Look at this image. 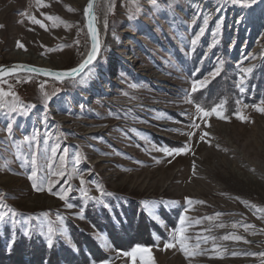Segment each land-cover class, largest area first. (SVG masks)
I'll list each match as a JSON object with an SVG mask.
<instances>
[{"label":"rangeland","instance_id":"374dc122","mask_svg":"<svg viewBox=\"0 0 264 264\" xmlns=\"http://www.w3.org/2000/svg\"><path fill=\"white\" fill-rule=\"evenodd\" d=\"M87 2L43 0L48 6L37 7L36 0H0V24L4 25L0 28V65L38 63L33 57L20 59L15 55L20 52L38 55L45 60L42 65L57 69L77 66L90 48L83 14ZM109 2L114 11L107 13L105 28ZM165 3L174 7L166 8ZM138 4L142 12H136V0H99L101 54L94 64L98 76L84 85L30 74L0 80V89L15 92L23 104L36 105L28 116L0 110V142L8 135L9 120L18 142V147L0 143V153L6 157H0V193L6 194L3 203L21 214L14 225L0 223V234L9 232L15 239L19 232L32 229L31 236L47 241L51 226L57 230L53 241L75 247L70 232L73 223L95 239L110 264H129L128 258L119 255L128 250H117L90 217L100 214L116 223L115 209L122 214L133 205L158 226L152 244L141 245L150 249L154 264H264V114L253 107H264V2L249 9L230 0H160L155 11L150 0H138ZM41 13L59 17L71 27L48 21ZM28 16L41 20L46 29L30 23ZM204 17H208L207 24ZM53 23L57 26L52 27ZM201 28L203 35L192 51L190 41ZM17 42L25 47H18ZM221 60L220 75L226 71L231 79L229 98L219 95L220 88L210 97V106H205L203 100H194V94L206 90L220 75L195 93L191 92L193 81L208 77ZM248 67H253L251 74L241 72ZM261 80L262 89L257 91ZM44 92L52 97L47 104ZM4 100L13 102L12 97ZM197 104L207 110L222 105L227 119L215 114L203 117L196 112ZM238 110L248 117L247 122L237 119ZM193 123L199 128L192 127ZM204 132L209 135L201 140ZM33 135L37 136L32 151L37 153L38 175L44 174L46 162L57 170L59 157L67 149L66 175L53 178L60 180L53 192L70 184L67 196L75 205L72 209L46 189L35 191L28 179L30 163L20 166L30 155L23 138ZM184 145H188L185 152L171 156L158 150ZM17 153L21 159H16ZM77 154L79 164L74 159ZM5 163L8 168L3 167ZM75 169L83 171V188L89 195L99 196L96 184L113 194L104 198L109 207L83 197ZM145 201L150 203L145 205ZM81 210L83 218L78 215ZM57 213L64 217L63 225ZM180 215L186 216L184 225L179 223ZM245 224L250 226L247 230ZM61 226L66 230L63 237L58 231ZM180 227L185 229L187 256L178 243L181 236L174 231ZM98 232L107 237L110 248L102 246ZM228 234L243 239L224 240ZM170 240L175 247L165 250L164 243Z\"/></svg>","mask_w":264,"mask_h":264},{"label":"snow or ice","instance_id":"6c2138e0","mask_svg":"<svg viewBox=\"0 0 264 264\" xmlns=\"http://www.w3.org/2000/svg\"><path fill=\"white\" fill-rule=\"evenodd\" d=\"M230 2L233 5H238L242 8H249L251 9L253 7V5L257 4V3H261L264 2V0H230ZM137 3V7H136V12H142L143 9L139 7L138 4V0H136ZM151 6L153 7V10L155 11L157 9V7L160 4V0H150ZM36 5L37 7H47V4L43 3V0H36ZM95 0H89V2L87 3L86 7L83 10V14L84 16L87 18L88 20V30L89 33L91 34V38H92V46L89 52H87L85 58L78 64L77 67H73L70 70L66 71V72H55V73H49L50 75H53L54 77H56L57 79L62 81V78H69L74 84L77 85H84L85 83H87L88 80H91L92 78L97 76V71L94 68V62L97 59V55L100 51V45L99 42L97 40V35H98V30L96 29V27L94 26L95 22L97 21V16L94 13V7H95ZM165 7L169 8V7H174L173 5L167 4L165 3ZM69 11H74V9L69 8ZM219 10V9H218ZM114 11V5L109 2L108 7H107V11L105 13V17H104V27L107 28V13L108 12H113ZM21 15H27L26 13H21ZM41 15L45 16V19L48 21H57L59 23H65L66 27H71L70 25H67L66 22L62 21L59 17H54L51 15H46L44 13H41ZM29 22L32 24H38L41 28H45L46 29V25L39 19H37L35 16H28L27 17ZM135 18V13L130 16V19H134ZM20 23H23L24 21L21 20L19 21ZM203 23L207 24L208 23V17H204L203 18ZM239 23H243V20H240ZM57 23H53L52 27H56ZM4 25L0 24V28H3ZM203 28L200 29V32L197 33L190 41V44L192 46V51H195V45L198 43L200 37L203 35ZM77 43H79V41H77ZM17 46L20 48H24L25 46L22 43L17 42ZM252 59H255V57H251ZM223 60L219 61V66L216 67L211 73H209V76L198 80V81H193V86L191 89L192 93H195L199 90V88H203L206 87L208 83L211 82V79H215L217 76L220 75L222 68H223ZM18 67H23V66H14L13 68L10 69H6L3 66H0V76H3L6 73H14ZM87 69V72L85 71ZM27 71L29 72H40L42 71L41 69H37V68H28ZM253 71V67H248V68H242L241 72L244 73L245 75L251 74ZM83 74V75H81ZM79 76L80 79L77 80L76 77ZM244 83V77H241L240 80V84L242 85ZM41 88H43V85H41ZM240 91L244 92V88L241 86L240 87ZM44 103L47 104L50 100H51V96H49V94L47 92H44ZM53 95H55V93H53ZM190 95V94H188ZM5 97H12L13 98V102H6L4 100ZM187 103H193V101L191 99H187L186 100ZM36 105H26L23 104L22 102H20L19 100V96L12 91H4L3 89H0V110H4L7 109L8 112L10 114H15V115H20V116H28L29 112L35 108ZM222 105H217L212 107L210 110H207L205 108H203L201 105L197 104L196 105V112L197 113H202L203 117H211L213 114H215V116L218 119H227V117H225L222 114ZM244 107H247V105H245ZM253 107H255V110L260 112L261 114H264V107H260L257 105H254ZM237 119L241 120L242 122H247L248 121V117H246L245 115H243L239 110L235 113ZM47 119V116H45V120ZM192 127H196L199 128L198 124L193 123L191 125ZM210 126V125H209ZM12 130H13V124L11 122V120H9L7 126H6V131L8 133L6 139L0 143H3L5 145H12V146H17L18 147V142L17 140L13 137L12 134ZM178 131V130H177ZM187 135H189V137H191L193 135V133L189 132L187 133ZM209 135V133L204 132L201 136L200 139L204 140L205 137H207ZM37 138L36 135H33L31 137L25 136L23 139L24 141L28 142V151L30 153V155L25 158L22 162H21V167H26L29 163L31 165V172L30 175H28V179L30 181H32V187L35 191H44L45 189L53 194V195H57L59 197V199L65 201V205L68 209H72L73 207H75V205L73 203L68 202V196L67 193L72 191L71 185L69 184L66 188L65 187H61V190L59 192H53V187H55L56 184H58L60 182L59 179H53L54 177H59V178H64L66 175L65 169H66V158H67V149H64L63 152L64 154H62L59 157L60 160V167L57 170H53V164L52 163H47L45 164V167L43 169L44 174L43 175H38V168H37V153L35 151H32V141H35ZM217 148H219V145H216ZM188 148V145H184L183 147H178V148H173V149H169V148H160L158 149L159 151L164 152L166 155H173V154H181L183 152H185ZM225 151H227V149H224ZM5 152L9 151V148L6 147L4 149ZM52 155L55 156L56 154V148H52ZM0 157H3V154L0 153ZM6 160V157H3ZM16 159H21L20 154L17 153L16 154ZM75 162L76 164H79L81 157L79 156V154H77L75 157ZM86 159V157H85ZM159 162V161H157ZM4 168H8L9 166L7 165V163H5L3 165ZM74 174L78 175L80 178V185L81 188L79 189V191L82 193L83 197L85 199L94 201L97 204H100L103 207H109V205H107L104 202V198L105 197H110L113 194L112 193H108L106 191H104L103 186L100 184H96V189L99 192V196H91L89 195V193L83 188V185L86 183V181L84 180V173L83 171L79 170V169H75L74 170ZM68 175H72V174H68ZM65 183H67V181H65ZM92 183H95L94 181ZM6 194H2L0 193V223L3 224H16L19 221L17 220V217L20 216L21 214L17 213L14 209H12L11 207H8L7 205H5L3 203V200L5 198ZM187 200V202L189 204L192 203L191 198L186 197L185 198ZM145 205H148L150 202L145 201L143 202ZM169 203H175V202H169ZM200 203H203L202 201H200ZM247 203V202H244ZM151 204L154 206L155 202H151ZM250 207H255V205H249ZM6 209V210H4ZM45 216H47L48 214L45 213ZM57 215V219L61 222V225H63V220L64 217L61 216L59 213L56 214ZM80 216V218H83V214H82V210L81 212L78 214ZM217 216L221 215L220 213L216 214ZM205 219H213L212 217H206ZM186 220V216L185 215H180L179 217V223L180 225H184ZM51 223V222H50ZM218 227H224L223 224L218 225ZM233 227H236V224H233ZM243 227L247 230L248 227H250L249 225H243ZM48 236H47V246L49 249L54 247V241H53V234L55 231V229H53L51 226L48 227ZM59 233H60V237H63L66 234V230L64 229L63 226H61L58 229ZM175 232H177L180 236L181 239L178 241V243L180 244V249L181 251H183L185 253V255H190L187 247L185 246V239L186 237H184V232L185 229L183 227H180L178 229H174ZM34 233V230L32 229H25L24 231V235L28 236L29 238H31V235ZM59 239V238H58ZM97 239L102 241V246L105 248H110L111 245L108 243L107 241V237L105 235H103L102 233H97ZM157 240H159L158 237H156ZM224 240H229V239H234L236 241L242 240L243 237L241 236H234L232 234H228L225 235L223 237ZM247 242V241H245ZM70 243V242H69ZM15 244V240L12 239L10 237V243H9V249L11 248V246ZM158 246V244H157ZM175 247V243L170 241H166L164 243V249H170V248H174ZM197 247H199V245L197 244ZM74 251L79 252V249L74 248ZM119 255H122L123 257H126L129 259V264H137V261L139 260L140 264H154V257L152 256V253L150 251V249L146 246H141V245H135L133 246L130 250L128 251H123L122 253H119ZM90 264H97L96 261L92 260L90 261ZM99 264H110V260L106 259L103 261H100Z\"/></svg>","mask_w":264,"mask_h":264},{"label":"trees","instance_id":"16d2710c","mask_svg":"<svg viewBox=\"0 0 264 264\" xmlns=\"http://www.w3.org/2000/svg\"><path fill=\"white\" fill-rule=\"evenodd\" d=\"M225 72L217 77L206 90L195 93L194 100L198 102L203 100L205 106H210V97L214 96L220 88L222 89L219 95L229 98L231 79ZM262 80L258 82V85L263 83ZM259 89H262L261 85L257 91ZM115 212H117L116 223L108 216L100 214L91 215L90 220L98 230L110 237L117 250H129L135 245L152 244V234L159 229L151 219L147 220L145 213L139 212L133 205H129L128 209L125 208L122 214L118 213L117 209ZM70 232L75 247L59 240L54 241V247L51 249L48 248L44 238L40 236L29 238L21 232L16 235L15 244L9 249L11 234L9 232L0 234V264H90L92 260L100 262L108 257L95 239L73 223H70ZM74 248L79 249V252L74 251Z\"/></svg>","mask_w":264,"mask_h":264},{"label":"water","instance_id":"95a60500","mask_svg":"<svg viewBox=\"0 0 264 264\" xmlns=\"http://www.w3.org/2000/svg\"><path fill=\"white\" fill-rule=\"evenodd\" d=\"M88 2H89V0H88ZM98 2H99V0H95V5L96 6L94 7V10H93L96 16H97L96 8H97V3ZM85 21H86L87 32H88V35H89V41H90L89 51H90L91 46H92V38H91V34L89 33V30H88V20H87L86 17H85ZM94 26L98 30L97 40H98L99 45H100V33H99V26H98L97 21L95 22ZM100 54H101V47H100V51H99V53L97 55V59L99 58ZM97 59H96V61H97ZM95 62H94V64H95ZM0 66H3L6 69L13 68L14 66H23V67H18L17 70L14 73H6L3 76H0V80L6 79V78H9V77H12V76H16V75H21V74H30V75H36V76H40V77H44V78H47V79L56 80V81L61 82V80L57 79L53 75H50L49 73L66 72V71L71 69V68H68V69H57V68H53V67H50V66L42 65L40 63H28V62H24V61L13 62V63H10V64H3V65H0ZM77 66H75V67H77ZM33 67L37 68V69H41L42 71H40V72H29V71H27L28 68H33ZM85 71H87V69ZM81 75H83V74H81ZM77 78H79V76H77L76 79ZM67 80H70V79L66 78V77L62 78V81H67Z\"/></svg>","mask_w":264,"mask_h":264},{"label":"bare ground","instance_id":"6f19581e","mask_svg":"<svg viewBox=\"0 0 264 264\" xmlns=\"http://www.w3.org/2000/svg\"><path fill=\"white\" fill-rule=\"evenodd\" d=\"M113 43H115L114 41H113ZM110 49V48H109ZM15 55L17 56V57H19L20 59H23V60H26V59H28L29 57H33L38 63H41V64H46L45 63V60L44 59H42L40 56H38V55H34V54H32V53H20V52H18V53H15ZM18 58V59H19ZM94 68H95V65H94ZM95 70H96V68H95ZM87 72V71H86ZM98 76V75H97ZM94 78H96V77H94ZM233 145V144H232Z\"/></svg>","mask_w":264,"mask_h":264}]
</instances>
